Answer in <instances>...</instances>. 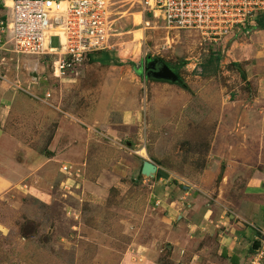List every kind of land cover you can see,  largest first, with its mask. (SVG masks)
<instances>
[{
    "label": "rangeland",
    "instance_id": "obj_1",
    "mask_svg": "<svg viewBox=\"0 0 264 264\" xmlns=\"http://www.w3.org/2000/svg\"><path fill=\"white\" fill-rule=\"evenodd\" d=\"M108 2L120 65L89 60L78 76L54 77L49 57L15 52L0 29V169L14 180L0 264H229L190 224L207 209L226 221L264 171V28L207 43L141 0ZM162 65L178 80L156 77ZM145 161L169 177L145 176Z\"/></svg>",
    "mask_w": 264,
    "mask_h": 264
},
{
    "label": "built area",
    "instance_id": "obj_2",
    "mask_svg": "<svg viewBox=\"0 0 264 264\" xmlns=\"http://www.w3.org/2000/svg\"><path fill=\"white\" fill-rule=\"evenodd\" d=\"M153 16L158 13L165 28L194 31L203 42L216 43L240 29L255 26L264 13V0H141ZM108 0H11L2 2L8 11L0 20L6 44L15 52L51 59L52 75L58 79L78 76L90 56L110 52L114 21ZM56 40L57 46H52ZM63 174L71 167L63 165ZM158 203V201H156ZM259 240L264 245V231ZM250 264H260L263 253Z\"/></svg>",
    "mask_w": 264,
    "mask_h": 264
},
{
    "label": "crops",
    "instance_id": "obj_3",
    "mask_svg": "<svg viewBox=\"0 0 264 264\" xmlns=\"http://www.w3.org/2000/svg\"><path fill=\"white\" fill-rule=\"evenodd\" d=\"M1 1L5 2L4 0ZM117 57L120 56L117 55ZM7 109L8 107L0 102V147L5 139L3 123L8 114ZM4 164L3 161H0L2 168H4ZM13 185V178L4 174L0 169V194L9 191ZM229 212H224L225 221L222 214H215L211 209H207L202 216H197L196 222L191 223L190 226L195 227L201 233L207 231L205 234L207 236L213 234L219 244L217 254L219 257L223 254L226 255L225 260H229V264H250L256 255V253H251L252 246L254 242L260 241L258 231H264V229L260 230L264 224V171H256L249 177L235 208H232L231 213ZM224 240H226L225 244ZM195 241L198 240L193 242ZM172 249L173 254H175L176 248ZM259 251L264 256L262 243ZM202 252L206 254L207 250H202ZM180 259V255L175 254L172 256L170 264H177ZM191 262L190 264H196L194 259Z\"/></svg>",
    "mask_w": 264,
    "mask_h": 264
},
{
    "label": "water",
    "instance_id": "obj_4",
    "mask_svg": "<svg viewBox=\"0 0 264 264\" xmlns=\"http://www.w3.org/2000/svg\"><path fill=\"white\" fill-rule=\"evenodd\" d=\"M153 74L156 77H158L160 79H164V80H170V81H177L178 80L177 75L167 65L160 66V68L157 71H155ZM141 172L145 176H151L152 177V176H154V174H157L158 178H165L166 179L169 177L168 173H166L165 171L158 168L154 163L147 162V161H145L143 163L142 168H141ZM260 247H261V242L256 241V242H254L252 249L254 251H258Z\"/></svg>",
    "mask_w": 264,
    "mask_h": 264
},
{
    "label": "trees",
    "instance_id": "obj_5",
    "mask_svg": "<svg viewBox=\"0 0 264 264\" xmlns=\"http://www.w3.org/2000/svg\"><path fill=\"white\" fill-rule=\"evenodd\" d=\"M4 18V17H3ZM255 26H261L264 28V13L258 14L255 18ZM91 62H98L101 64H113L120 65V62L116 60L115 54L113 52H99L90 56ZM129 65L132 67L134 64L129 62ZM251 253H255V251L251 250Z\"/></svg>",
    "mask_w": 264,
    "mask_h": 264
},
{
    "label": "bare ground",
    "instance_id": "obj_6",
    "mask_svg": "<svg viewBox=\"0 0 264 264\" xmlns=\"http://www.w3.org/2000/svg\"><path fill=\"white\" fill-rule=\"evenodd\" d=\"M6 5L9 7L11 6V0H4ZM147 23V22H146ZM148 25V23L146 24V26Z\"/></svg>",
    "mask_w": 264,
    "mask_h": 264
},
{
    "label": "flooded vegetation",
    "instance_id": "obj_7",
    "mask_svg": "<svg viewBox=\"0 0 264 264\" xmlns=\"http://www.w3.org/2000/svg\"><path fill=\"white\" fill-rule=\"evenodd\" d=\"M158 68V67H157Z\"/></svg>",
    "mask_w": 264,
    "mask_h": 264
}]
</instances>
